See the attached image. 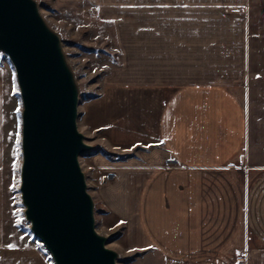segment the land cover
<instances>
[{
    "label": "crops",
    "instance_id": "1",
    "mask_svg": "<svg viewBox=\"0 0 264 264\" xmlns=\"http://www.w3.org/2000/svg\"><path fill=\"white\" fill-rule=\"evenodd\" d=\"M61 1L97 7L119 34L120 69L103 115L85 105L86 131L109 148L154 142L125 162L92 160L125 252L264 264V0ZM10 104L16 112L15 73L0 66V264H51L17 225Z\"/></svg>",
    "mask_w": 264,
    "mask_h": 264
},
{
    "label": "water",
    "instance_id": "2",
    "mask_svg": "<svg viewBox=\"0 0 264 264\" xmlns=\"http://www.w3.org/2000/svg\"><path fill=\"white\" fill-rule=\"evenodd\" d=\"M0 51L23 105L21 199L31 231L55 264H119L95 227L79 158L93 150L78 129L79 89L35 0H0Z\"/></svg>",
    "mask_w": 264,
    "mask_h": 264
},
{
    "label": "rangeland",
    "instance_id": "3",
    "mask_svg": "<svg viewBox=\"0 0 264 264\" xmlns=\"http://www.w3.org/2000/svg\"><path fill=\"white\" fill-rule=\"evenodd\" d=\"M35 1L38 3L40 13L49 28L60 37L67 63L73 72L79 89L78 129L85 136V142L94 147L90 152L81 155L79 161L85 174L87 190L92 196L95 205L96 230L100 235L107 237L108 248L118 253L119 264H161L157 257L153 256L150 252H125L124 247L121 245L125 226L123 223H117V220L109 216L108 210L101 201L98 183L96 182L97 176L95 173L99 169L95 170L92 166L93 158L98 156H103L112 163L125 162L137 158L139 153L150 150L154 146V142L152 141V144L145 145L144 147L135 144L127 148L128 143H123L125 146L116 145L114 148H109V146L97 143L98 139L96 137L98 135L93 136L92 133L86 131L83 125V109L86 104L93 103L92 105L97 107L95 115H103V102L109 97L110 89L112 88L111 79L116 75L117 70L120 69L121 50L118 45L119 34L115 23L106 19L97 7L87 2L75 4L63 3L61 0ZM0 66L10 68L15 73L8 56L1 51ZM16 99L18 101L16 112L13 113L12 104L7 105L5 128L7 138L10 137L11 139V132L14 131L15 155L9 154L6 177L8 184L12 185V188L14 184L16 185L14 194L16 198L15 214L17 225L43 251L50 263L55 264L48 250L31 231L30 223L25 218V207L21 199V166L23 161L21 114L23 105L17 79ZM119 111L117 105L116 112ZM15 121L16 125L13 129ZM95 124L97 125L98 123ZM17 139H19V145H17ZM11 146V141H9L8 148H11ZM120 146L123 147L121 148ZM17 148L19 151H17ZM100 172L101 170H99V174ZM118 244L121 246H118ZM115 247H118V250Z\"/></svg>",
    "mask_w": 264,
    "mask_h": 264
},
{
    "label": "snow or ice",
    "instance_id": "4",
    "mask_svg": "<svg viewBox=\"0 0 264 264\" xmlns=\"http://www.w3.org/2000/svg\"><path fill=\"white\" fill-rule=\"evenodd\" d=\"M17 111H19V109H17ZM17 145H19V139H17ZM17 151H19V149L17 148ZM16 185H13V189H15Z\"/></svg>",
    "mask_w": 264,
    "mask_h": 264
}]
</instances>
